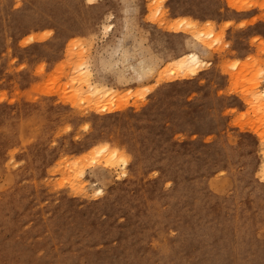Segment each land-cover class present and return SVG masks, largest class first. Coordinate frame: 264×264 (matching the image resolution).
I'll use <instances>...</instances> for the list:
<instances>
[{
	"label": "rangeland",
	"instance_id": "1",
	"mask_svg": "<svg viewBox=\"0 0 264 264\" xmlns=\"http://www.w3.org/2000/svg\"><path fill=\"white\" fill-rule=\"evenodd\" d=\"M263 91L264 0H0V264H264Z\"/></svg>",
	"mask_w": 264,
	"mask_h": 264
},
{
	"label": "bare ground",
	"instance_id": "2",
	"mask_svg": "<svg viewBox=\"0 0 264 264\" xmlns=\"http://www.w3.org/2000/svg\"><path fill=\"white\" fill-rule=\"evenodd\" d=\"M203 32H199L198 34H197V38L198 39H200L201 37H202V34ZM209 36L211 35V33L210 34H208ZM198 42H199V44L201 43V41L200 40H198ZM202 45H204L203 43H202ZM175 62H177V65H178V67H180L181 68V70H183V71H188V70H191L193 73H195L196 72V69L197 68H199V67H201L202 65H204V60H202V58L200 57V54L196 51V50H193V51H190L189 53H187L186 55H184V56H181V57H179V58H177L176 60H175ZM146 66H148V65H146ZM142 67V66H140L141 67V71H143V69L144 68H148V67ZM141 71H135V73H136V75H138V77H140L141 76ZM90 88V91L92 92V93H94V94H100V93H102V91H101V88H99L98 86L96 87V86H92V85H90L89 86ZM103 94H106V93H103ZM261 98H260V96H259V105H260V107H262V110H261V113L263 112L264 113V99L262 100V98L264 97V91L261 93ZM97 108L99 109V108H102V109H108V107L105 105V104H99L98 106H97ZM262 113V114H263ZM261 114V115H262ZM264 117V115H262V118ZM264 119V118H263ZM102 151H108V148H103V150ZM110 152V151H109ZM109 155H110V157H109V159L111 160V159H115L116 158V154L114 153V152H110L109 153ZM108 155V156H109ZM121 165H125V160L124 159H121ZM262 173H263V175H264V165L262 166ZM100 192V190H98L97 191V193H99Z\"/></svg>",
	"mask_w": 264,
	"mask_h": 264
}]
</instances>
